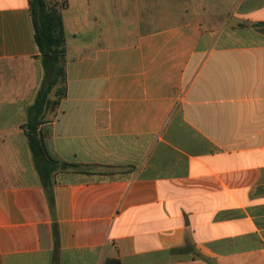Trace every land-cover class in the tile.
I'll use <instances>...</instances> for the list:
<instances>
[{
  "label": "crops",
  "instance_id": "crops-1",
  "mask_svg": "<svg viewBox=\"0 0 264 264\" xmlns=\"http://www.w3.org/2000/svg\"><path fill=\"white\" fill-rule=\"evenodd\" d=\"M59 1L51 204L28 0H0V264H264V0Z\"/></svg>",
  "mask_w": 264,
  "mask_h": 264
},
{
  "label": "trees",
  "instance_id": "trees-1",
  "mask_svg": "<svg viewBox=\"0 0 264 264\" xmlns=\"http://www.w3.org/2000/svg\"><path fill=\"white\" fill-rule=\"evenodd\" d=\"M63 6L64 2L59 0H28L33 37L42 67V80L33 103L26 110L23 129L34 167L51 204V178L61 162L50 156L41 125L66 96L65 34L61 16ZM105 264L120 263L112 259Z\"/></svg>",
  "mask_w": 264,
  "mask_h": 264
},
{
  "label": "rangeland",
  "instance_id": "rangeland-1",
  "mask_svg": "<svg viewBox=\"0 0 264 264\" xmlns=\"http://www.w3.org/2000/svg\"><path fill=\"white\" fill-rule=\"evenodd\" d=\"M246 39L248 38V37H245Z\"/></svg>",
  "mask_w": 264,
  "mask_h": 264
}]
</instances>
